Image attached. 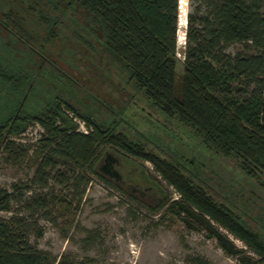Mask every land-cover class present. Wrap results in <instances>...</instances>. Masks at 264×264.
Wrapping results in <instances>:
<instances>
[{
    "label": "trees",
    "instance_id": "1",
    "mask_svg": "<svg viewBox=\"0 0 264 264\" xmlns=\"http://www.w3.org/2000/svg\"><path fill=\"white\" fill-rule=\"evenodd\" d=\"M83 60L101 75L122 73L202 147L263 184L264 0H186L185 22L181 0H0V157L16 166L27 160L32 170L30 185L0 186V210L9 212L0 217V264H74L37 249L29 237L41 236L37 219L52 221L53 208L76 209L91 179L159 218L202 230L237 264H264L263 211L256 218L210 190L193 158L148 151L116 128L117 119L98 117L89 101L97 96L71 72ZM98 101L96 108L104 106ZM34 123L41 129L34 141L17 140ZM103 148L149 162L177 197L141 170L155 198L138 201L99 172ZM54 184L66 193L54 194ZM85 233L90 242L93 232Z\"/></svg>",
    "mask_w": 264,
    "mask_h": 264
},
{
    "label": "rangeland",
    "instance_id": "2",
    "mask_svg": "<svg viewBox=\"0 0 264 264\" xmlns=\"http://www.w3.org/2000/svg\"><path fill=\"white\" fill-rule=\"evenodd\" d=\"M181 2L185 12L186 0ZM181 31L183 28L176 27V56L179 59L176 64L177 84L182 69V42L178 39ZM91 63L80 61L77 69L71 72L80 77L79 82L86 91L97 96L95 102L98 103L99 99L104 103L105 107L98 105V109L94 98L89 100L98 117L117 119L116 128L142 143L148 151L159 155L193 158L198 164V174L210 186V190L221 197H227L238 208L246 207L247 212L256 218H259L262 211L264 214V180L263 184H258L246 178L232 160L202 147L189 127L179 123L175 117L161 113L125 80L122 73L113 70L108 75H101ZM77 129L86 131L82 124ZM40 131L36 123L30 124L17 140L26 145L31 144ZM109 149H101L99 164L108 155L117 162L115 170L125 180L122 184L108 177L110 182L120 184L138 201L153 204L155 193L143 179V174H146L172 199L177 197L149 162ZM26 162L23 160L16 166L0 157V186L9 189L13 182L30 185L32 170ZM141 170L143 174H140ZM102 173L107 176L104 171ZM52 188L54 194L66 193L58 184L52 185ZM8 215L7 210H0V217ZM50 215L53 216L52 221L41 217L37 219L36 225L41 228L42 234L40 237L31 235L29 241L37 249L56 257L61 254L68 256L74 264H195L198 258L206 260L208 264H237L235 257L226 256L216 246L214 239L206 238L202 230H189L176 217L159 218L148 209L129 203L118 190L97 179H91L87 184L76 209L64 212L56 207ZM86 230L93 232L90 242L85 241ZM226 235L236 247L248 253L242 242L230 234Z\"/></svg>",
    "mask_w": 264,
    "mask_h": 264
},
{
    "label": "flooded vegetation",
    "instance_id": "3",
    "mask_svg": "<svg viewBox=\"0 0 264 264\" xmlns=\"http://www.w3.org/2000/svg\"><path fill=\"white\" fill-rule=\"evenodd\" d=\"M102 162H101V164H99L98 165V170H99V172L104 176V177H106V178H110V179H113L114 181H116V182H121L122 184H124V182H125V180H124V177L123 178H121V175L118 173V177H114V176H112L111 174H110V172H111V169L113 168V169H115V166H116V164H117V162L115 161V160H113V159H111L110 158V161H108V157L107 156H104L102 159ZM109 162H110V165H108L109 164ZM100 163V162H99ZM108 163V164H107ZM102 171H104L105 173H107V176L106 175H104L103 173H102ZM120 185V184H119ZM134 189H132V191H133Z\"/></svg>",
    "mask_w": 264,
    "mask_h": 264
},
{
    "label": "water",
    "instance_id": "4",
    "mask_svg": "<svg viewBox=\"0 0 264 264\" xmlns=\"http://www.w3.org/2000/svg\"><path fill=\"white\" fill-rule=\"evenodd\" d=\"M184 22H185V12H184ZM184 27H185V24H184ZM107 157H108V161H110V158H109V156L108 155H106ZM108 164V163H107ZM108 165H110V164H108ZM110 174L112 175V176H114V177H118V173H117V171L115 170V169H111V172H110Z\"/></svg>",
    "mask_w": 264,
    "mask_h": 264
},
{
    "label": "built area",
    "instance_id": "5",
    "mask_svg": "<svg viewBox=\"0 0 264 264\" xmlns=\"http://www.w3.org/2000/svg\"><path fill=\"white\" fill-rule=\"evenodd\" d=\"M182 44H183V42H182ZM75 121H76V124H77V126L78 125H80V124H82V122H80V124H79V120H77V119H74ZM82 126H83V124H82ZM81 131V130H80ZM83 132V131H82ZM86 132V131H85Z\"/></svg>",
    "mask_w": 264,
    "mask_h": 264
}]
</instances>
